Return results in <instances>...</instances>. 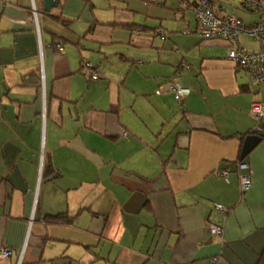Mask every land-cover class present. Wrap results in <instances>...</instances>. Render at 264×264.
<instances>
[{"label":"crops","instance_id":"1","mask_svg":"<svg viewBox=\"0 0 264 264\" xmlns=\"http://www.w3.org/2000/svg\"><path fill=\"white\" fill-rule=\"evenodd\" d=\"M79 1L45 12L41 0H0V246L12 252L0 264L20 255L21 264H255L264 250V137L239 157L264 84L228 60L229 41L198 36L178 0H116L123 17L101 22L89 10L83 33L69 39L46 28L61 16L67 28L80 22L93 2ZM210 2L217 17L259 20L238 0ZM98 26L127 31L142 52L122 65L127 57L106 36L92 81L81 50L89 52L86 37L98 40ZM174 81L191 89L182 102L170 93ZM238 161L251 169L243 193L238 174L248 171Z\"/></svg>","mask_w":264,"mask_h":264},{"label":"built area","instance_id":"2","mask_svg":"<svg viewBox=\"0 0 264 264\" xmlns=\"http://www.w3.org/2000/svg\"><path fill=\"white\" fill-rule=\"evenodd\" d=\"M179 6L183 10H189L196 22L195 33L202 39H224L231 43V47L227 51V58L232 63L243 67L250 75L254 84H264V0H238L240 6L250 12L258 15L259 20L251 25L244 24L234 15H226L217 17L211 6L210 0H178ZM33 10V11H32ZM31 19L35 21V31L39 40V28L37 24V12L32 8ZM184 32H187L185 29ZM246 35L257 41L259 49L257 51L248 52L241 46L239 35ZM164 39V36H161ZM57 51H62V46L56 45ZM182 67H186L183 63ZM83 75L89 80H97L98 74L94 66L84 61L81 65ZM170 93L173 98L182 102L187 98L191 89L180 85L178 82H171L169 85ZM43 97V89H42ZM42 116H44V106H42ZM249 113L255 120V125L249 134L264 137V102H252L249 107ZM238 170L246 169L247 174L239 173V189L243 193L251 186V169L243 162L237 163ZM226 176V172H221ZM217 211L227 213V209L221 205L215 204ZM209 231L213 236L222 237L223 227L209 224ZM11 249L7 246H0V260H8L11 256ZM213 258L211 262H215ZM16 264H21V255Z\"/></svg>","mask_w":264,"mask_h":264},{"label":"rangeland","instance_id":"3","mask_svg":"<svg viewBox=\"0 0 264 264\" xmlns=\"http://www.w3.org/2000/svg\"><path fill=\"white\" fill-rule=\"evenodd\" d=\"M82 4H81V2ZM79 3L81 5H84L85 0H80ZM74 0H72L71 3H73ZM93 7L89 5L86 7V10L82 12L80 22H73L69 28L63 26L62 24H58L52 21L46 22L45 26L48 30L55 32L57 34H61L62 36L69 39L71 37V32H76L77 34H82L83 30L81 27V21L84 16L90 17V11H92L93 16L96 20L105 22V21H112L115 17H123L122 14V8L123 5L118 3L116 0H92ZM86 4V3H85ZM36 10L34 3L31 4L30 9ZM90 10V11H89ZM33 11V10H32ZM32 15V13H31ZM33 24L35 21H32ZM41 23V22H40ZM38 24V21H37ZM99 28L96 30L95 37L98 39L95 41V43L91 42V38L86 37L85 42L82 44L85 46L86 49H88L89 52H85L81 50L82 55H84V60L89 62H92V58H98L100 56V52L104 49L106 50L105 46L101 44V40L106 38V36L112 34V38L116 40L115 45L117 46V49L119 50V54L125 55L127 57V60H124L122 65L128 64L127 62H130L131 59H136L137 56L142 52L141 48L136 47L132 45V42H128V32L124 31L123 29H114V32H110L108 27L105 26H98ZM35 29V24H34ZM91 43H93L91 45ZM70 47L69 44H65ZM143 56V55H142ZM106 67L110 71H114V64L112 60L109 58L106 60Z\"/></svg>","mask_w":264,"mask_h":264},{"label":"water","instance_id":"4","mask_svg":"<svg viewBox=\"0 0 264 264\" xmlns=\"http://www.w3.org/2000/svg\"><path fill=\"white\" fill-rule=\"evenodd\" d=\"M42 7L45 12L50 11L52 8H55L59 4V0H41ZM262 137L257 135H247L244 137L241 153H240V160L244 159L248 153L255 147V145L261 140Z\"/></svg>","mask_w":264,"mask_h":264},{"label":"trees","instance_id":"5","mask_svg":"<svg viewBox=\"0 0 264 264\" xmlns=\"http://www.w3.org/2000/svg\"><path fill=\"white\" fill-rule=\"evenodd\" d=\"M57 20L61 23V24H63V25H65L66 27L68 26V24L70 23L69 21H66V19H64V17H57ZM56 45H59V46H61V43H58V44H56ZM56 45H54V47L56 46ZM84 61H82L81 62V65H82V63H83ZM243 136L244 135H242V138H243ZM239 162V161H238ZM52 218H54L53 220H57L58 222L60 221V222H65L66 221V217L64 216V215H56V216H52ZM255 264H264V250H262L261 252H260V254L258 255V258H257V261H256V263Z\"/></svg>","mask_w":264,"mask_h":264}]
</instances>
